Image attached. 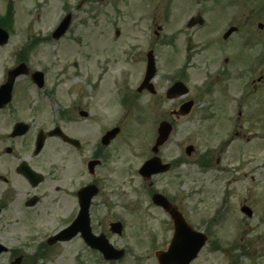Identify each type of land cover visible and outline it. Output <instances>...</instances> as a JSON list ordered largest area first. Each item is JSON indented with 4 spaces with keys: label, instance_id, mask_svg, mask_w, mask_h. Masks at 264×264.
<instances>
[{
    "label": "flooded vegetation",
    "instance_id": "obj_1",
    "mask_svg": "<svg viewBox=\"0 0 264 264\" xmlns=\"http://www.w3.org/2000/svg\"><path fill=\"white\" fill-rule=\"evenodd\" d=\"M68 1L59 0V3L63 5ZM131 1L133 0H127V3L124 0H88L89 3L94 2L98 5L101 18L98 23H109L111 20V25L115 27L121 18H124L118 4L124 8L128 7ZM143 1L146 5H149L150 1L156 4L153 8L159 9L161 22L162 5L165 0ZM51 2L52 0H49L48 7ZM103 7L106 9L103 10ZM223 25L224 23L205 21L202 26L188 29L185 23L181 28L183 30L173 38L155 36L153 39H147L141 35L144 32H133L129 38L131 43L128 45V52L123 55L128 56V61L122 56L118 58L106 54L104 59L101 56L103 67L84 69L82 73L77 74L79 77H85L84 88H88L90 92L85 93L92 102H87L86 105L61 100L63 91H58L60 81L49 83L44 78L43 87L34 84L30 74L39 72L41 66L34 67L31 64L33 51L23 54V59L16 62V65L20 63L26 65L28 74L21 75L25 78V84L16 87L11 100L7 104L4 103L6 105L0 104V264H39L40 259L47 257L45 255L36 258L33 255L28 258L23 254L25 250L22 251L18 243L23 234L30 235L31 239L26 248H40L46 252L61 243L69 242L70 240L54 241L53 236L69 226L77 217L79 211L77 193L87 185H93L98 189L93 199H90L88 213L90 231L96 237L104 234L99 229L101 224L95 226L92 224V216L98 212L96 200L103 199L105 202L109 200L107 193H103V182L108 192L112 193V171L107 169L109 167L107 162L103 164V152L112 146L113 139L106 147L101 143L102 137L111 129L106 126L113 118L115 119L116 109L123 107L124 99L128 102L127 111L131 119L144 117L155 119L158 123L165 121L169 116L170 121L175 117L176 126L178 124L179 127L183 120L192 121L197 117L199 103L205 98L203 102L206 104V115L203 112L202 115L208 123L209 136L215 139L224 133L227 138L225 146H230L234 141L246 143V123H264V38L251 30L253 21H237L227 27ZM135 26L142 29L147 27L145 21H140ZM230 27H235L234 31L224 38V33ZM156 28L162 32L164 24L159 23ZM116 32L115 37L118 38L119 31L116 29L114 34ZM65 39L63 36L58 41ZM160 39L165 40L168 45H175L169 47V55L173 58L179 55L181 44L191 45L187 49L198 50L200 54L209 51L208 57L202 55L201 61L197 63L194 69L195 77L194 74L191 78L186 74L178 76L177 81L185 83L189 93L172 100L177 103L169 110L166 98L168 86L159 74L161 70L159 62L163 54L158 43ZM49 40L54 41L52 37H49ZM63 50L69 49L63 47ZM163 50L166 55L165 49ZM149 51L154 54L156 70L152 79L143 84L146 56ZM127 65H140L139 77L131 83L129 78L132 75L127 69L123 73L120 68L122 66L125 69ZM108 78L112 81L109 87L104 85ZM45 87L48 89L46 92ZM29 88L32 89L34 96L36 93L41 94L38 98L40 100L30 98L27 100ZM76 93L82 94L83 89ZM53 98L57 101H53ZM46 99H49V103L43 102ZM189 100L192 105L187 114L182 116V104ZM221 109L226 112H222ZM44 115L47 124L39 126L40 122H45ZM86 130L92 131L88 137L85 136ZM66 137L76 142H70ZM38 140H42L41 148ZM92 144L94 147L87 150ZM187 145L189 143L184 144ZM242 148L244 149L243 146ZM212 155L220 154L213 151ZM216 159L218 164L220 158ZM90 161H99L100 164L90 171L87 169ZM177 162L178 160L175 163ZM172 204L182 214L178 204L175 202ZM157 208L169 218L164 209ZM72 211L74 215L70 219ZM60 221L62 226L54 231V225ZM170 224L172 228L171 221ZM50 230L53 231L48 232ZM35 232L40 233L37 234L38 238L41 236L40 241H34ZM75 237L79 238L84 250L100 256L97 250L90 249L80 234ZM95 244L97 246V241Z\"/></svg>",
    "mask_w": 264,
    "mask_h": 264
},
{
    "label": "rangeland",
    "instance_id": "obj_2",
    "mask_svg": "<svg viewBox=\"0 0 264 264\" xmlns=\"http://www.w3.org/2000/svg\"><path fill=\"white\" fill-rule=\"evenodd\" d=\"M76 1H68L71 10ZM6 2L8 1L0 0V13H3ZM36 2L38 0H14L17 21L12 26L13 33L8 43L0 47V84L3 82L6 68L12 64L14 55L24 45V36L33 34L42 37L43 42L31 53L33 56L31 64L34 67L46 66L50 69L45 73L49 83L61 82L58 86V91H63L61 100L78 102L82 105L92 100L88 98L90 93L88 88H84L85 77L76 75L82 73L84 69L103 67L101 60L106 54L123 57L128 52L127 48L131 43L129 38L133 32L142 31L144 32L142 36L153 39L158 30L156 26L160 23V11L153 8L156 4L152 1L146 5L143 0H133L124 8L118 4L124 18H121L115 27L111 25V20L109 23H98L101 20L98 5L94 2L89 3L88 0H81L80 5L72 11V26L66 39L55 42L46 39V36L60 19L59 0H52L50 7L45 11L43 9L34 11L33 5ZM124 2L127 3V0ZM263 4L264 0H173L171 30L179 32L176 28L182 27L189 15L201 9L205 11L206 21L210 22H216L217 20H214L216 17L220 24L227 20L253 21L251 30L264 36V31L261 32L257 28L258 23L264 25ZM33 12L34 15H31ZM140 21L146 22L145 29L135 26ZM116 29L119 31L118 38L114 34ZM63 47L70 50L64 51ZM163 58L161 55L160 73H169L184 60H178L168 66ZM201 59L202 57L196 56L192 61L198 63ZM171 66L174 67L170 68ZM120 68L123 73L128 70L132 75L129 78L130 83L139 77L140 65H129L125 69L120 66ZM193 74L195 77V72ZM24 84V77L17 78L16 87ZM104 85L109 87L112 81L108 78ZM80 89H83V93L78 95L76 92ZM85 92L88 94L86 95ZM29 98L40 100L34 96L31 88L28 89L27 100ZM46 100L43 102L49 103V99ZM176 103V101H168L167 110ZM221 110L226 112L224 109ZM117 111L119 117L117 115L116 118L120 121L113 118L115 122L113 125L120 128V135L113 144L112 165L109 166L113 177L114 204L112 208L100 205L94 215V220L101 224L99 229L106 233L109 241L115 247L125 248L127 251L125 258L116 264H157L153 256L154 252L164 249L169 243L172 236L171 224L168 217L150 203L148 195L150 190L160 191L171 197L195 229L205 233L209 231V243L191 264H235V262L264 264V124L246 123L247 144L244 153L239 151L238 147H234L236 141L230 146L224 144L225 147L218 148V139L212 142V138L207 137L206 122L198 126L197 121L193 123L183 120L179 125L180 129L173 127L170 138L160 148V156L164 161L177 159L182 144L186 142L195 147V152L187 158L188 163L181 165L169 175L157 177L149 187L148 182L143 181L136 174V170L142 161L151 155L149 148L155 138L151 132L152 128L156 129L157 123L153 120H148L149 123L147 120H140L141 123L133 124L130 120L125 121L127 111L121 109ZM44 120L45 122H40L39 126H46V115ZM91 133V130H86L85 136L88 137L87 135ZM93 147L94 144L87 150ZM208 148H214V151L220 155L209 154L212 167L210 171L204 173L193 160ZM217 157L220 158L218 164ZM107 190L104 188V192ZM242 205H247L251 209V217L239 211ZM116 220L123 224L121 236L108 231V223ZM54 226V231L60 228L61 221ZM37 234L40 233L35 232L34 241L41 239ZM18 241L22 247L20 249L25 250L23 254L28 258L34 255V248H26L31 241L30 235L23 234ZM239 248L245 250L247 254H242ZM48 253L46 258L38 261L39 264H105L98 259L94 261L87 252L86 254L78 237L50 248Z\"/></svg>",
    "mask_w": 264,
    "mask_h": 264
},
{
    "label": "water",
    "instance_id": "obj_3",
    "mask_svg": "<svg viewBox=\"0 0 264 264\" xmlns=\"http://www.w3.org/2000/svg\"><path fill=\"white\" fill-rule=\"evenodd\" d=\"M150 75V74H149ZM15 76V73H12L11 75H9V77H8V82L10 83L12 80H13V77ZM117 132V130H114L113 131V133H116ZM168 132H169V128H168V126L166 125V124H162L161 125V128H160V130H159V133H160V139L158 140V143H161L164 139H166V137H167V135H168ZM243 211H245L246 213H248V214H250V212L247 210V209H242ZM172 219H173V221H174V223H175V227L177 228V226H178V224H179V222H180V217L178 216V215H174V216H172ZM114 231H116V230H114ZM175 237H174V239L172 240V242H171V244H174V242H176V241H178L179 239H180V237H181V234H179L178 236H177V234L175 233V235H174ZM186 236H188V235H186ZM201 241V240H200ZM157 258H158V260H159V262H160V264H165L166 263V261L165 260H163L162 259V254L161 253H158L157 254Z\"/></svg>",
    "mask_w": 264,
    "mask_h": 264
}]
</instances>
